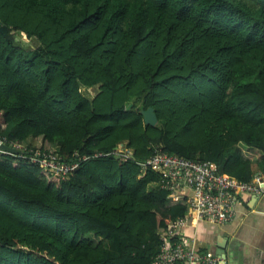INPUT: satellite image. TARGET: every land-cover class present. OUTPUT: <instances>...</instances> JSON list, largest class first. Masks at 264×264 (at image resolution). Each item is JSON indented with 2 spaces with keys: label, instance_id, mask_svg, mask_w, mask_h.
<instances>
[{
  "label": "trees",
  "instance_id": "1",
  "mask_svg": "<svg viewBox=\"0 0 264 264\" xmlns=\"http://www.w3.org/2000/svg\"><path fill=\"white\" fill-rule=\"evenodd\" d=\"M0 20V135L78 164L0 153V264H153L188 212L142 165L155 145L264 172V0H0Z\"/></svg>",
  "mask_w": 264,
  "mask_h": 264
},
{
  "label": "built area",
  "instance_id": "2",
  "mask_svg": "<svg viewBox=\"0 0 264 264\" xmlns=\"http://www.w3.org/2000/svg\"><path fill=\"white\" fill-rule=\"evenodd\" d=\"M2 145L13 147L20 153L3 150ZM0 153L26 157L52 176L61 179H65L78 165L75 162H67L56 152L40 148L27 150L2 135ZM115 153L130 155V151L125 147L115 150ZM142 165L164 176V187L169 190V199L172 202L185 199L188 204L187 214L170 222L161 232L162 245L153 264H217L219 256L199 248L195 238L184 231L189 218L194 216L225 224L234 219L236 206L241 203L243 194L264 196V172L255 174L251 180L242 181L220 172L212 161H199L169 153L160 145L154 146L152 155ZM187 188L192 190V195L186 197Z\"/></svg>",
  "mask_w": 264,
  "mask_h": 264
},
{
  "label": "crops",
  "instance_id": "3",
  "mask_svg": "<svg viewBox=\"0 0 264 264\" xmlns=\"http://www.w3.org/2000/svg\"><path fill=\"white\" fill-rule=\"evenodd\" d=\"M190 195L187 188L185 196ZM241 198L232 221L217 224L192 216L184 228L199 248L219 256L217 264H264V196L245 193ZM221 244L226 248L225 262L217 253Z\"/></svg>",
  "mask_w": 264,
  "mask_h": 264
},
{
  "label": "water",
  "instance_id": "4",
  "mask_svg": "<svg viewBox=\"0 0 264 264\" xmlns=\"http://www.w3.org/2000/svg\"><path fill=\"white\" fill-rule=\"evenodd\" d=\"M0 32H2L6 36L10 35V33H11L10 29L5 24H3V22L1 20H0ZM131 107H132V104L128 105L127 109H130ZM141 113L144 116V121L146 124L151 125V126H155L158 124L159 119H158L157 113L153 107H148L147 109H143V110H141ZM1 148L3 150H6V151H9L12 153H20L19 150L15 149L13 147H10L8 145H2ZM219 248L220 249L217 253H218V255L221 256L222 259H224V262H225V260H226V248H225L224 244H221L219 246Z\"/></svg>",
  "mask_w": 264,
  "mask_h": 264
},
{
  "label": "rangeland",
  "instance_id": "5",
  "mask_svg": "<svg viewBox=\"0 0 264 264\" xmlns=\"http://www.w3.org/2000/svg\"><path fill=\"white\" fill-rule=\"evenodd\" d=\"M24 44H25V45H29V43L26 42V41L24 42ZM88 93H89V95H93V94L95 93V91H94V89H91V90H89ZM41 142H42L41 139H39V140H38V144H41Z\"/></svg>",
  "mask_w": 264,
  "mask_h": 264
}]
</instances>
